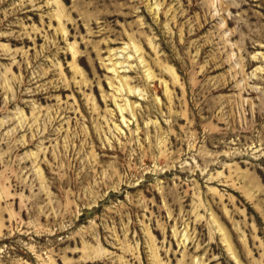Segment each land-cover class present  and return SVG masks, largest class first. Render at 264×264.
Returning <instances> with one entry per match:
<instances>
[{"label": "rangeland", "instance_id": "374dc122", "mask_svg": "<svg viewBox=\"0 0 264 264\" xmlns=\"http://www.w3.org/2000/svg\"><path fill=\"white\" fill-rule=\"evenodd\" d=\"M0 264H264V0H0Z\"/></svg>", "mask_w": 264, "mask_h": 264}]
</instances>
